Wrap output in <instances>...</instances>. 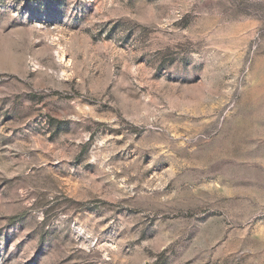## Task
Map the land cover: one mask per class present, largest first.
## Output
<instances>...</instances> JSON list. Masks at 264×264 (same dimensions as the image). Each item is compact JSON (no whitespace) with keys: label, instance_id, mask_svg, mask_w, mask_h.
Listing matches in <instances>:
<instances>
[{"label":"rangeland","instance_id":"1","mask_svg":"<svg viewBox=\"0 0 264 264\" xmlns=\"http://www.w3.org/2000/svg\"><path fill=\"white\" fill-rule=\"evenodd\" d=\"M0 264H264V0H0Z\"/></svg>","mask_w":264,"mask_h":264}]
</instances>
